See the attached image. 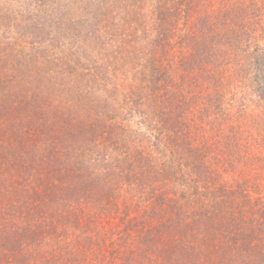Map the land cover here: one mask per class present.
I'll use <instances>...</instances> for the list:
<instances>
[{
    "label": "trees",
    "instance_id": "16d2710c",
    "mask_svg": "<svg viewBox=\"0 0 264 264\" xmlns=\"http://www.w3.org/2000/svg\"><path fill=\"white\" fill-rule=\"evenodd\" d=\"M78 1L77 16L67 0H0V264H264V182L254 167L264 142L254 125L264 120L252 111L234 120L215 78L238 55L264 104V45L225 37L216 48L205 37L214 12L225 31L246 30L239 1L219 0L216 8L213 0H152L142 15L137 0L126 15L132 0H93L100 10L125 12H109L104 23L116 17L133 28L137 18L149 19L162 37L141 40L160 54L135 50L133 74L148 89L164 88L152 94L162 96V128L179 122L193 130L168 143L152 125L156 140L147 136V148L134 151L118 144L107 120L112 103L97 99L98 86L126 67L114 64L111 50L88 55L95 45L86 53L81 37L64 33L72 21L97 15ZM196 3L212 13L205 12L202 37H194ZM93 23L92 33L101 30ZM20 44L34 54L22 55ZM133 89L131 105L143 98ZM207 125L218 140L210 141Z\"/></svg>",
    "mask_w": 264,
    "mask_h": 264
},
{
    "label": "rangeland",
    "instance_id": "374dc122",
    "mask_svg": "<svg viewBox=\"0 0 264 264\" xmlns=\"http://www.w3.org/2000/svg\"><path fill=\"white\" fill-rule=\"evenodd\" d=\"M208 1V0H206ZM226 1V0H222ZM239 6L238 8L242 12L241 19L243 18L242 22L246 25V30H239L234 29L231 31H225V28L221 26V19L219 18V15L217 12H214V16L217 17L214 18L216 21L214 27L209 31L207 34L205 33V37H208V42L211 46H215L216 48L219 47V43L221 42L222 38L225 39V37H240V38H246L249 42V47L254 46L257 42L260 43V45H264V0H238ZM67 2L70 4L73 9L71 13L79 14V9H75V5H79V1L75 0H67ZM137 0H132V3L129 1L127 3L126 7V15L135 8L132 7V4L137 3ZM141 2V0H140ZM138 2L137 5L142 6L144 9V14L146 15L147 9L150 8V5L153 3L152 0H145L141 3ZM215 3V7L217 8L219 0H213ZM90 7L91 10L97 12V15L94 18H91L89 22L85 20L86 17L80 18V20L77 22L72 21V23L68 26H64L65 28V35L68 37H81L82 43L85 47L86 53L90 51V49L95 45V48L88 54H96V53H109L108 50H111V53L114 56V64L117 65L119 68L120 66H125L127 71H123V77L119 76L116 78H111V81H106L103 83V85L98 86L99 89L97 90L98 97L97 99L101 102H103V99L106 100L111 104V107H114L116 111L114 112L113 116L110 119H107L110 122L111 128H113L115 132L119 133L116 137L118 140V144H125V146L129 150H136L138 148H143L142 150L146 149L147 146L145 144L147 143V136L151 138L152 141H155L153 137V128H151L152 125L157 126L158 129H155V134L158 136V139L161 137L162 141L171 143L173 136H180L183 138L185 135H191L193 133L192 129H186L185 127H182L179 122H174L173 126L172 124H168L170 126L166 128H162L163 123L161 122L160 118H163L164 116V108L161 105V95L159 96H152L153 93H160L164 95L162 86H156L149 87L148 84L145 86V83L143 81V78L137 74H133L135 70L131 68V64L134 65L137 62V57L135 55V50H140V54H145L148 56L153 55L158 56L160 52L157 50L155 51V47L153 43L151 45L146 44V42H142L141 37H151V41L154 37H162L160 34L156 36V34L151 30L152 27H150V21L147 20V17L137 18L136 23L134 20V26L131 28L128 26L127 28L125 26V21L121 20L119 18L115 17V20L113 17H111L106 23L104 21L108 18H105V15L109 14V12H113L114 16H124L125 12L124 10L118 9L116 12V6L113 8V10L106 12L105 9L99 8V5H96L93 3V0L83 1V5L87 4ZM75 4V5H74ZM121 4V2H120ZM122 8L124 5H122ZM136 6V5H135ZM219 8V7H218ZM224 9H227L226 6ZM209 11L211 13V8H209V5L207 3H196L194 6V12H193V19L194 23L198 25L199 30L198 32H195L194 37H202V35H199L201 32L200 26L202 24V21L205 20L204 15L206 14V11ZM221 10V9H218ZM141 11V10H140ZM240 13V12H239ZM94 15V14H93ZM101 15V16H100ZM212 15V13H211ZM101 18V20H100ZM143 19L147 20L145 24H141L143 22ZM210 19L212 20L213 17L210 16ZM84 20V21H83ZM94 21H96V27L100 28L102 30V27L104 28V31L98 30L95 33H92V24ZM75 22V23H74ZM99 22V24H97ZM102 22L103 24H101ZM0 25V37H3L6 35L5 33V25L4 22ZM140 23V24H139ZM94 24V23H93ZM124 28V29H122ZM140 29V30H139ZM86 30L90 31L91 34H86ZM144 30V33L141 31ZM16 31V30H15ZM15 36H17V33H13ZM169 35V34H168ZM168 37H175V34H170ZM24 39V38H23ZM30 39V38H29ZM110 42V46H106L107 43ZM37 47V46H36ZM19 51L23 55L25 52L26 55L29 54L33 55L35 51L32 49H24V47L19 45ZM248 50V49H247ZM155 51V52H154ZM131 52V53H130ZM135 54V55H133ZM241 56V55H240ZM232 67L229 66L228 72L222 71L220 73L217 71V74L215 76L217 80V85L222 86V90L224 92V96L226 97L224 99L223 106L225 105V102L229 103L231 106H228L226 109L230 110L228 114L232 115L234 117V120L236 121H243L244 119L248 118V115L245 113V111H252L254 115H256V119L258 117V120H264V104L257 99L255 93H254V87L252 83V74L250 73V69L244 68L243 60L238 56H232ZM239 57V58H238ZM163 58V57H162ZM158 61L162 60L161 56L158 57ZM135 61V62H133ZM163 64L166 61V58L163 59ZM133 62V63H132ZM160 63V62H159ZM120 69H118V72ZM215 71V72H216ZM221 71V70H220ZM131 72L133 76L131 75ZM125 74V76H124ZM138 79V81H133V79ZM132 79V80H131ZM168 79V78H167ZM49 86H51L55 81L53 78H49ZM111 87H108L107 85H110ZM101 84V83H99ZM135 90H134V89ZM133 89L136 94H141L143 96L142 100L140 102L134 103L131 105L130 99H133V95L129 92V90ZM161 89V90H160ZM160 100V103H159ZM233 102V104H232ZM159 105H161V109H159ZM241 105H244L242 108ZM129 108V110L124 111L123 108ZM134 109V110H133ZM119 111V112H118ZM83 117V116H81ZM97 115L92 117L93 119L97 120ZM90 118V117H89ZM179 119V118H178ZM184 119H189L188 117ZM88 120V118L86 119ZM177 121V120H176ZM222 121V118H221ZM219 121V122H221ZM227 123L232 122L230 119L225 120ZM263 122V121H262ZM256 123L255 130L256 133L260 136L264 137V123ZM249 124V123H248ZM161 125V127H159ZM174 127V128H173ZM209 128L207 130V135L213 140L217 139V133L216 136L213 134L214 128L211 130L210 126L207 125ZM151 128V129H150ZM171 129V130H170ZM176 129V130H175ZM158 131V132H157ZM105 134V132H103ZM184 135V136H183ZM214 135V136H213ZM184 139V138H183ZM264 141V139H261ZM213 143V148H217L215 142ZM171 146V145H170ZM178 148V147H177ZM176 148V149H177ZM98 149V148H97ZM149 149V148H148ZM112 151V152H110ZM109 153L112 154V157L119 158V151L109 149ZM257 153L260 154L259 159H255L254 167L259 168L257 171H259L258 179H261V181L264 182V142L260 143V146L257 149ZM167 188L170 190H179L180 185L178 184H167Z\"/></svg>",
    "mask_w": 264,
    "mask_h": 264
}]
</instances>
